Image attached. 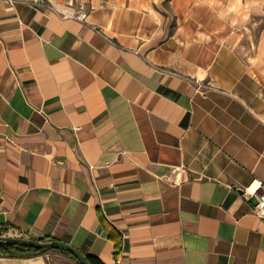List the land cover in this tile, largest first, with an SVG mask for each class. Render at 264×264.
<instances>
[{
  "label": "crops",
  "instance_id": "0c3cea01",
  "mask_svg": "<svg viewBox=\"0 0 264 264\" xmlns=\"http://www.w3.org/2000/svg\"><path fill=\"white\" fill-rule=\"evenodd\" d=\"M50 1L85 19L0 0L1 235L264 264V0Z\"/></svg>",
  "mask_w": 264,
  "mask_h": 264
},
{
  "label": "built area",
  "instance_id": "2783aa9c",
  "mask_svg": "<svg viewBox=\"0 0 264 264\" xmlns=\"http://www.w3.org/2000/svg\"><path fill=\"white\" fill-rule=\"evenodd\" d=\"M13 2V0H9ZM31 4L36 8L47 7L55 12L60 18H74L84 20L86 14L82 11L74 12L68 8H62L50 0H31ZM78 129V127H76ZM255 197V202L252 206V212L256 217L264 219V183L259 182L250 193Z\"/></svg>",
  "mask_w": 264,
  "mask_h": 264
},
{
  "label": "trees",
  "instance_id": "16d2710c",
  "mask_svg": "<svg viewBox=\"0 0 264 264\" xmlns=\"http://www.w3.org/2000/svg\"><path fill=\"white\" fill-rule=\"evenodd\" d=\"M2 232H0V235ZM44 241H50L53 239H42ZM121 251L120 244L116 242L114 248V257H118ZM48 252H59L63 255H66L71 260H73L76 264H81L71 253L62 249H45V248H29L22 245L10 244L5 242H0V257H29L33 255L45 254ZM90 264H102L95 257H86Z\"/></svg>",
  "mask_w": 264,
  "mask_h": 264
},
{
  "label": "water",
  "instance_id": "95a60500",
  "mask_svg": "<svg viewBox=\"0 0 264 264\" xmlns=\"http://www.w3.org/2000/svg\"><path fill=\"white\" fill-rule=\"evenodd\" d=\"M0 242L22 245L29 248L62 249L71 253L81 264H90L85 255L73 246L59 240L44 241L39 238H24L9 235H0Z\"/></svg>",
  "mask_w": 264,
  "mask_h": 264
}]
</instances>
